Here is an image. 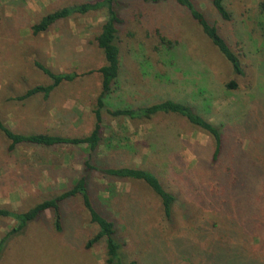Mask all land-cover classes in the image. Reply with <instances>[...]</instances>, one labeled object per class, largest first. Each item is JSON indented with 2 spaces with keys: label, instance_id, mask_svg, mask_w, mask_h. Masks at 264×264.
I'll return each instance as SVG.
<instances>
[{
  "label": "rangeland",
  "instance_id": "obj_1",
  "mask_svg": "<svg viewBox=\"0 0 264 264\" xmlns=\"http://www.w3.org/2000/svg\"><path fill=\"white\" fill-rule=\"evenodd\" d=\"M87 1L91 0H0V122L12 131L82 137L92 130V109L100 91V76L96 70L104 65L102 52L95 41L104 22L103 13L73 15L38 35H33L30 29L49 13ZM121 1L124 25L117 39L123 86V93L119 94L121 99L135 106L161 99L186 101L197 107L203 117L223 126L227 143L220 164L211 173L204 170L212 151L211 140L183 119L157 116L135 125L127 121L106 120L107 134L115 132V137L130 147V152L118 151L114 158L124 166L155 173L168 191L178 195V203L173 208L175 221L170 227L160 220L158 201L145 195L148 197V212L155 223L160 221L162 226V231L157 229L159 235L164 239L181 235L180 231L188 226L180 217L191 215L192 209L197 211L194 217L207 216L192 203L196 201L189 198L191 193L186 190L184 180L180 182L175 176L179 172L177 162H184L185 167L194 170L192 183L203 186L200 196L209 176L217 180L218 189L226 188V194L214 193L211 198L218 196L219 204L225 200L232 202L228 214L235 222L233 229H238L244 219L243 213H252L262 220L264 195L261 194L254 208L245 209L248 198L237 194L233 200L224 174L232 165L241 172L249 161L264 166V13L258 6L262 0H225V9L230 14L228 21L218 16L212 0H192L236 54L242 75L233 73L182 8L166 3L152 5L139 0ZM157 31L178 42L177 66L167 67L158 61L159 56L154 52ZM140 54L148 57L156 70L167 72L173 83L156 85L143 79L137 65ZM35 63L54 74H74L75 78L70 82L63 81L47 98L36 94L19 101L17 98L26 90L51 84ZM230 81L236 83L235 90L225 87ZM247 121L251 122V130H244ZM169 122L174 123L171 130L175 128L182 134L178 147L173 143L175 150L180 151L168 154L161 147L154 152L144 149L143 146L150 142L160 144L157 134L162 131L168 134ZM237 137H251L253 145L246 140L238 146ZM8 147L9 142L0 133V207L26 211L65 191L70 183L71 170L79 169L75 161L77 153L72 148L43 150L18 146L9 151ZM252 183L258 185L255 181ZM114 188L122 192L129 186L115 183ZM132 189L147 194L141 186L132 185ZM256 189L258 191L259 186ZM184 202L189 205L183 206L187 210L182 209ZM94 204L107 216H116L101 193L94 198ZM224 206L213 207L210 216L215 219ZM14 225L10 219L0 218V240ZM61 228V232H55L53 215L50 211L45 212L22 234L6 239L0 264H106L103 243L90 250L84 248L86 241L95 234L96 227L91 224L80 199H69L62 204ZM260 230L263 233V227ZM120 236L125 241L122 249L126 259L149 264L144 258L146 250L142 245L124 237L123 230ZM259 241L254 239L255 246L260 245ZM256 255L261 259L264 251L253 253L251 257ZM243 257L241 255V259Z\"/></svg>",
  "mask_w": 264,
  "mask_h": 264
},
{
  "label": "trees",
  "instance_id": "obj_2",
  "mask_svg": "<svg viewBox=\"0 0 264 264\" xmlns=\"http://www.w3.org/2000/svg\"><path fill=\"white\" fill-rule=\"evenodd\" d=\"M139 1L152 5L174 4L182 8L191 20L197 24L212 47L230 65L233 73L242 75L243 72L238 57L221 37L218 29L209 23L204 14L195 7L192 0ZM224 2L225 0L211 1L218 16L222 20L228 21L230 14L225 9ZM121 3V0H91L74 4L43 16L38 23L33 24L30 28L33 35H38L47 32L57 22L73 15L102 12L104 22L95 41L97 48L102 52L104 65L96 70L100 76V91L92 109L93 127L87 135L65 137L49 134H20L0 122V133L9 142V151L18 146L36 147L43 150L68 147L76 151L75 161L79 167L78 170H71V176L68 179L70 183L67 184L66 190L59 195L42 200L23 212L0 207V218L15 222L11 230L0 240V256L8 237L22 234L30 223L47 211H50L53 215L54 231L61 232V206L69 199L78 198L81 200L91 224L96 227L95 234L86 241L84 248L90 250L103 243L106 264H139L137 259L125 258L122 249L125 241L120 236L122 230L124 237H128L131 242L138 243V245L145 248L144 258L148 260L149 264H264V256L261 259H258L257 255L256 259L251 257L253 253L264 251V218L261 220L252 213H243V221L238 225V229H233L235 222L230 217V213L228 214L229 205L232 208V202L230 204L229 200H225L219 204L217 202L218 196L211 198L214 193L226 194L227 192L226 188H223V190L218 189L217 182H215L217 180L209 176L210 178L208 177L207 182H205L204 193L200 196L203 186L192 183V178L195 176L193 174L194 170L185 167L184 162H177L179 172L175 176L180 182L184 180L187 186L186 190L191 193L189 198L196 202L189 201L195 203L196 208L207 216L194 217L197 211L192 209L190 211L191 215L183 214L180 217L184 224L188 226L186 230L180 231L181 235L164 239L158 231H162L160 221L156 224L151 217L152 215L148 212L149 209L147 210L146 201L148 197L145 195L158 201L160 220L169 227L174 225L173 208L178 203V195L168 191L155 173L147 169L124 166L122 162L114 158L118 151L130 152V147L127 143H122L123 141L115 137L117 135L115 132L107 134L106 129H109L106 126L107 119L117 122L127 121L132 125L139 122H148L157 116L183 119L193 129L211 140L212 151L206 161L204 168L206 172L212 173L216 166L220 164V159L223 157L227 144L223 126L216 125L203 117L197 107L186 101L161 99L154 103L135 106L125 103L121 99L122 95H119L123 93L120 80L121 58L117 43L120 30L124 25ZM258 6L260 11L264 13V0L260 1ZM156 36L157 44L154 47V52L159 56L158 61L167 67L177 66L179 58L177 52L178 42L169 39L159 31H157ZM137 65L140 76L143 79H148L151 84L166 85L173 83L167 72L156 70L148 57L143 54L138 57ZM35 66L48 76L51 84L35 86L26 90L23 95L17 98L19 101L36 94H42L44 98H47L63 81L70 82L75 78L74 74H54L39 63H35ZM92 72L89 71L88 73ZM225 87L229 90L237 88L234 81L228 82ZM205 107H208L207 104ZM247 123L245 129H243L249 130L250 128L251 130V122L247 121ZM172 124L174 123L169 122L167 124V128L169 127L168 134H163V131L157 134L158 139L161 140L160 144L150 142L143 146L144 149L154 152L158 147H161L164 153L168 154L180 151L175 150V148L178 147L182 134L175 128L171 130ZM246 140L250 143L249 145H253L254 139L251 137H237L236 144L242 146ZM173 143L176 146H173ZM246 163L247 166L241 168L243 169L241 172L236 171L232 165L225 169L224 174L226 176L225 180H227L226 187L233 196L232 199L234 200V196L237 194L245 196V198H248L245 209H249L254 208L257 201H260L261 194L264 195V166L250 161ZM252 181L258 183V191L257 186ZM113 183L125 184L129 188L127 191L117 192ZM132 185L141 186L147 194L132 189ZM100 193L101 197L105 198V202L109 204V208L116 214L115 217L107 216L94 204V198ZM197 195L200 197H197ZM240 200L244 202V199ZM181 205L182 209H188L184 208L189 206L188 203L184 202ZM217 205L225 206L214 219L210 216V211ZM120 227L122 230H119ZM249 227L252 229L249 230ZM260 227H263V233ZM254 239L260 240L259 246H255ZM241 255L245 257L241 259Z\"/></svg>",
  "mask_w": 264,
  "mask_h": 264
}]
</instances>
